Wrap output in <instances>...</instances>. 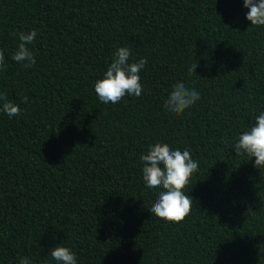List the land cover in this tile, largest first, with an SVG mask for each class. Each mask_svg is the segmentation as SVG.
Segmentation results:
<instances>
[{"label":"trees","instance_id":"trees-1","mask_svg":"<svg viewBox=\"0 0 264 264\" xmlns=\"http://www.w3.org/2000/svg\"><path fill=\"white\" fill-rule=\"evenodd\" d=\"M243 0H0V264H264V169L234 138L264 110V27ZM37 31L35 64L11 59ZM147 58L139 97L101 103L94 83L118 46ZM201 99L170 120L177 83ZM162 142L198 161L180 222L150 216L139 157Z\"/></svg>","mask_w":264,"mask_h":264},{"label":"clouds","instance_id":"clouds-1","mask_svg":"<svg viewBox=\"0 0 264 264\" xmlns=\"http://www.w3.org/2000/svg\"><path fill=\"white\" fill-rule=\"evenodd\" d=\"M243 7L247 9L245 19L252 26L264 27V0H243ZM37 37L35 29L18 32V44L11 54V59L30 68L35 64L36 57L29 45ZM132 50L129 46H118L112 53L111 61L107 63L101 78L93 87L101 103L116 104L123 97H139L143 92L141 72L147 64L146 57L130 62ZM5 50L0 48V71L5 67ZM201 99L200 92L191 86L180 82L172 86L162 101V107L170 120L181 117ZM0 112L9 118L19 116L21 109L18 104L7 100L0 93ZM232 150L236 154L248 155L256 169H264V110L254 115L251 126L234 138ZM141 162L142 180L146 188L156 196L153 206L149 209L150 216L158 217L167 222H180L190 212L192 197L185 192L192 175L198 170V161L193 159L188 148H173L162 142L148 145L146 152H142ZM54 264H78V260L71 248L58 244L49 251ZM18 264H32L27 256L19 258Z\"/></svg>","mask_w":264,"mask_h":264}]
</instances>
